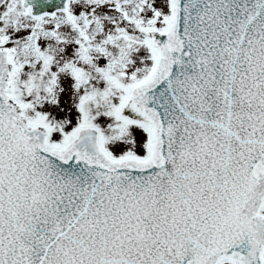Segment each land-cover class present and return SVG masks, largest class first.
I'll use <instances>...</instances> for the list:
<instances>
[{
  "label": "snow or ice",
  "instance_id": "1",
  "mask_svg": "<svg viewBox=\"0 0 264 264\" xmlns=\"http://www.w3.org/2000/svg\"><path fill=\"white\" fill-rule=\"evenodd\" d=\"M0 264H264V0H0Z\"/></svg>",
  "mask_w": 264,
  "mask_h": 264
}]
</instances>
